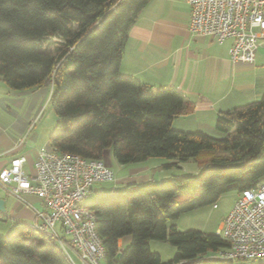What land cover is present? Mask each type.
<instances>
[{
	"label": "trees",
	"instance_id": "trees-1",
	"mask_svg": "<svg viewBox=\"0 0 264 264\" xmlns=\"http://www.w3.org/2000/svg\"><path fill=\"white\" fill-rule=\"evenodd\" d=\"M152 0H0V76L13 90L52 85L57 122L49 138L59 152L122 165L161 157L165 168L213 151V167L164 184L128 185L96 193V214L106 264H234L214 255L228 247L217 233L182 231L181 214L216 204L225 193L264 179V94L221 112L222 136L184 131L173 119L192 109L186 94L121 72L133 25ZM58 38V52L44 42ZM130 240L120 245L121 240ZM151 240L176 248L164 261ZM0 264H73L60 245L27 224L0 234Z\"/></svg>",
	"mask_w": 264,
	"mask_h": 264
},
{
	"label": "crops",
	"instance_id": "crops-1",
	"mask_svg": "<svg viewBox=\"0 0 264 264\" xmlns=\"http://www.w3.org/2000/svg\"><path fill=\"white\" fill-rule=\"evenodd\" d=\"M190 19L191 7L186 0H152L130 30L121 72L154 90L174 87L184 92L192 109L175 117L172 126L210 133L216 129L221 112L256 101L264 94V43L254 62H233V40L219 43L194 34L189 30ZM52 90L48 85L16 91L0 76V171L14 158L26 156L24 169L35 172L39 150L46 144L37 126ZM104 159L115 168L110 152ZM168 162L154 157L140 162L129 173L116 176L111 190L147 182L168 183L177 176L165 168ZM0 199L5 208L0 211V220L9 221L8 231L18 224L30 226L36 212L44 210L36 194L24 193L19 198L1 184ZM128 241L121 240L120 245Z\"/></svg>",
	"mask_w": 264,
	"mask_h": 264
},
{
	"label": "built area",
	"instance_id": "built-area-1",
	"mask_svg": "<svg viewBox=\"0 0 264 264\" xmlns=\"http://www.w3.org/2000/svg\"><path fill=\"white\" fill-rule=\"evenodd\" d=\"M191 7L189 30L219 43L233 40V62H254L264 43V0H186ZM26 156L14 158L0 171V184L22 198L36 194L44 204L30 227L55 240L73 264H100L105 257L96 214L86 202L92 187L116 181V173L104 160L53 150L44 145L35 172L24 169ZM217 207V204L214 205ZM217 234L228 247L215 257L228 261L264 264V179L244 190Z\"/></svg>",
	"mask_w": 264,
	"mask_h": 264
},
{
	"label": "rangeland",
	"instance_id": "rangeland-1",
	"mask_svg": "<svg viewBox=\"0 0 264 264\" xmlns=\"http://www.w3.org/2000/svg\"><path fill=\"white\" fill-rule=\"evenodd\" d=\"M51 41L44 42V50H50L53 52H58L62 47L60 39L53 38L49 39ZM50 102V98L48 99ZM48 101L44 107L43 116L38 124V130L41 132L42 141L47 145L49 143V138L53 132L57 117L52 105ZM179 123V122H178ZM186 127H189L188 125ZM212 136H222L223 134L218 132L216 129L211 130L209 133ZM214 156L213 151H204L197 158H191L186 162L180 163L179 166H174L171 168V171L177 175H186V176H197L203 169L213 167L214 164H211V159ZM155 159L163 160L161 157H156ZM138 163H132L127 165L119 164L114 161L113 165L115 166L114 171L117 177H121L126 173H129L130 170L136 166ZM112 183H98L92 187V192L89 194L86 202L89 203L94 199L96 193L102 191H111ZM159 185V184H158ZM237 191H231L222 195L219 200H217V207H214V204L206 205L199 207L195 210L185 212L181 214L177 219L173 220L172 223L176 224L178 229L185 231L189 229H197L206 233H217L218 227L220 226L222 220L228 215L232 207L234 206L236 199L238 198ZM7 226H9V221L0 220V234L8 235L11 231H8ZM130 240V237L127 238ZM151 247L155 251H159L162 255L164 261H169L173 259L176 248L168 241L161 240H151ZM262 260L258 261H235L234 264H260ZM76 263L82 264L80 260L76 257ZM100 264H106L105 260H101Z\"/></svg>",
	"mask_w": 264,
	"mask_h": 264
},
{
	"label": "water",
	"instance_id": "water-1",
	"mask_svg": "<svg viewBox=\"0 0 264 264\" xmlns=\"http://www.w3.org/2000/svg\"><path fill=\"white\" fill-rule=\"evenodd\" d=\"M0 211H5V208L3 206V200L0 199Z\"/></svg>",
	"mask_w": 264,
	"mask_h": 264
}]
</instances>
